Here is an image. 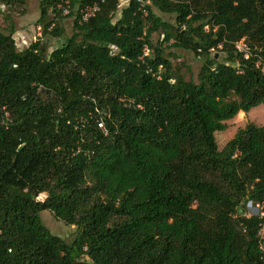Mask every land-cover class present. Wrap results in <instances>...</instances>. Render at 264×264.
Masks as SVG:
<instances>
[{
  "label": "trees",
  "instance_id": "obj_1",
  "mask_svg": "<svg viewBox=\"0 0 264 264\" xmlns=\"http://www.w3.org/2000/svg\"><path fill=\"white\" fill-rule=\"evenodd\" d=\"M61 1L41 0L44 34H63ZM68 1L52 50L0 29V264H264L246 214L264 201V124L222 149L215 135L264 104V0H129L118 17L104 0L88 20L95 0ZM167 46L202 59L196 78Z\"/></svg>",
  "mask_w": 264,
  "mask_h": 264
},
{
  "label": "rangeland",
  "instance_id": "obj_2",
  "mask_svg": "<svg viewBox=\"0 0 264 264\" xmlns=\"http://www.w3.org/2000/svg\"><path fill=\"white\" fill-rule=\"evenodd\" d=\"M40 2L41 0H22L13 6H6L0 2V29L6 32L9 29L14 30V38L17 47L22 49L28 46L35 40H40L45 43L49 50H52L60 44L66 36H70L73 32V22L76 16V9L73 13L56 15L54 12L50 15L54 17L52 27H62L64 32L62 35L55 36L53 34L43 33V23H39L40 18ZM129 0H120L117 17L120 15L122 7ZM158 37V35H156ZM166 52L170 57L173 66L185 76L189 78L197 77V73L202 64V59L195 55L191 50L187 49H172L166 47ZM222 57V56H221ZM248 122H254L257 125L264 124V104H260L252 108L249 112L240 111L235 117L226 121L227 127L223 131L215 133L216 140L220 149L235 135L240 127H244ZM46 194H41L40 199H44ZM41 218L44 224L51 230L52 233L61 236L66 241H71L75 236V226L68 225L57 218L51 211L43 210Z\"/></svg>",
  "mask_w": 264,
  "mask_h": 264
},
{
  "label": "built area",
  "instance_id": "obj_3",
  "mask_svg": "<svg viewBox=\"0 0 264 264\" xmlns=\"http://www.w3.org/2000/svg\"><path fill=\"white\" fill-rule=\"evenodd\" d=\"M101 1L103 2L104 0H95L93 3L87 4L84 7L80 9V15L82 20H88L91 17L95 16L98 11L100 10V4ZM68 0H62L59 4L58 7L62 9V12L64 14L69 13V8L66 6L68 4ZM66 4V5H65ZM237 46L239 49L244 48V44L242 41L237 43ZM148 52V48H146L145 53ZM247 215L251 214H257L261 219L262 223L258 231V237H259V248L262 253V259L264 261V201L262 202H253L252 200H249L247 202Z\"/></svg>",
  "mask_w": 264,
  "mask_h": 264
}]
</instances>
